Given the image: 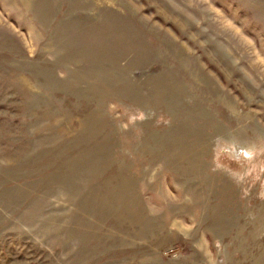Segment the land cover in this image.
I'll return each mask as SVG.
<instances>
[{
  "label": "rangeland",
  "instance_id": "1",
  "mask_svg": "<svg viewBox=\"0 0 264 264\" xmlns=\"http://www.w3.org/2000/svg\"><path fill=\"white\" fill-rule=\"evenodd\" d=\"M0 264H264V0H0Z\"/></svg>",
  "mask_w": 264,
  "mask_h": 264
}]
</instances>
